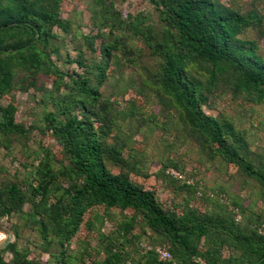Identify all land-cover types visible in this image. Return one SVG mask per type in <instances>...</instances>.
Segmentation results:
<instances>
[{
	"label": "trees",
	"instance_id": "1",
	"mask_svg": "<svg viewBox=\"0 0 264 264\" xmlns=\"http://www.w3.org/2000/svg\"><path fill=\"white\" fill-rule=\"evenodd\" d=\"M106 1L95 0L100 20L96 23L99 11H94L97 32L88 42L94 50V39H101L99 59L86 65L79 55L75 63L83 72L67 76L65 83L50 56L59 59L52 43L53 29L69 32L67 21L60 17L61 0H0V98L11 89L41 90L39 76L60 78L53 86L56 91L62 86L65 93L48 98L53 110L43 119L68 162L53 169L45 156L28 172L30 179H25L23 188L18 182L0 187V218L15 213L28 221L41 240V252L49 256L48 264H264V237L256 229L259 221L256 227L252 222L239 225L229 213L167 209L153 191L130 180L128 173L134 165L119 174L107 168V161L119 166L128 163L122 157L127 143L118 136L121 130L112 103L99 92L116 52L125 49L123 40L114 34L120 21L107 18L113 5ZM145 1L157 13L160 32L142 25L140 16L129 18L132 32L159 58L158 70L147 78L158 102L176 113L188 137L206 156H220L232 164L255 180L264 196V162L255 165L248 158L244 134L229 121L208 116L201 109L208 102L206 95L219 87L264 105V58L258 42L243 37L251 29L264 38V14L255 6L241 13L223 0ZM104 28H108L106 34ZM124 100L133 101L131 97ZM14 114L12 102L0 105V143L7 150L13 137H25L32 130L15 123ZM110 136L111 144L106 141ZM172 168L181 173L175 164ZM182 187L193 190L185 184ZM197 199L213 198L200 194ZM25 204L30 206L28 213L22 211ZM97 207L104 212L95 227L97 215L84 218ZM112 210L139 215L140 233H133L134 215L124 216L105 232ZM82 226L97 236L96 261L90 253L70 251ZM146 232L153 240L147 244H165L172 262H159L151 252L139 250L140 235ZM14 234L19 236L17 231ZM4 251L11 258L6 262L0 253V264H35L28 258L29 251L16 242H8Z\"/></svg>",
	"mask_w": 264,
	"mask_h": 264
},
{
	"label": "rangeland",
	"instance_id": "2",
	"mask_svg": "<svg viewBox=\"0 0 264 264\" xmlns=\"http://www.w3.org/2000/svg\"><path fill=\"white\" fill-rule=\"evenodd\" d=\"M109 2L113 9L109 13L111 16L107 18L120 21L114 34L123 40L125 49L116 52L99 92L102 99L112 103L111 109L121 130L118 136L127 143L122 157L128 164L119 166L107 161V168L111 173L119 174L127 172L129 164L134 165V170L130 168L128 173L130 180L153 191L158 201L165 204L167 209L173 206L177 212H182L184 208L197 209L201 214L224 212L233 218L238 214L239 225L252 222L256 227V221L264 223V196L261 186L220 156H206L188 137L176 113L164 109L158 102L154 89L148 85L147 78L158 70L159 58L152 56L143 38L132 32L130 18L140 16L142 25L152 27L158 34L162 25L158 21L157 13L145 0H107L105 4ZM223 3L231 5L241 13H246L255 6L264 14V0H223ZM94 11H99L96 22L99 23L100 6L95 0H61L60 17L67 21L69 32L53 29L56 38L52 43L57 49L59 59L56 60L53 54L50 56L57 70L63 74L62 80L54 74L49 77L39 76V85L43 87L41 90L11 89L0 98L2 107L13 103L15 123L25 129L32 128L25 137H13L8 150L0 143L1 188L17 182L23 188L25 179H30L28 172L34 170L45 156L53 169H57L59 165L68 166L60 145L45 129L43 117L45 113L53 110L48 98L65 93L62 86L59 91L55 90L54 81L58 84L60 80L67 83V76L74 77L83 72L75 59L82 55L86 65L99 59L101 39H94V50L89 48L88 43L97 32L92 18ZM107 30L108 28H104L102 33L106 34ZM243 37L256 40L259 53L264 58V38L259 31L247 30ZM206 96L208 102L201 107L202 111L208 116L229 121L236 130L244 134L248 142V158L255 165L258 161L264 162V105L250 103L222 87ZM127 97H131L133 101L124 100ZM113 140L110 136L106 141L111 144ZM173 164L180 170L183 179L176 180L166 175V170L171 169ZM183 184L193 187L192 192L182 187ZM200 194L205 197L210 195L213 199L198 201ZM220 195H224L226 201H221L218 198ZM235 209L238 210L236 213L233 212ZM22 211L28 213L29 204L23 205ZM103 212L102 208L97 207L87 213L84 220L97 215L99 219L94 222L97 227ZM124 216L134 217L137 225L133 233L139 234L140 217L130 210L124 214L112 210L109 217H106L104 231L109 232L116 227ZM258 228L259 226L256 229ZM15 231L18 232V237L15 236ZM0 233L3 235L0 238V253L6 262L11 256L4 251V247L8 242H16L29 251L28 258L35 261V264H48L49 256L41 252V240L36 230L18 214L12 213L0 218ZM149 236V232L141 234L139 241L152 243ZM98 245L97 236L82 226L69 248L72 254L90 253L91 259L96 261L99 258L96 254ZM53 250L54 247L51 248Z\"/></svg>",
	"mask_w": 264,
	"mask_h": 264
},
{
	"label": "built area",
	"instance_id": "3",
	"mask_svg": "<svg viewBox=\"0 0 264 264\" xmlns=\"http://www.w3.org/2000/svg\"><path fill=\"white\" fill-rule=\"evenodd\" d=\"M165 173H166V175L171 176L172 178H174L176 180L183 179V176L181 175V173H179L175 169H172V168L167 169ZM218 198L221 199V201H226V197L224 195H220V196H218ZM237 211L238 210L235 209V211H233V212L236 213ZM235 215H236V217L234 218V220H235V222H238L240 220V217L238 216V214H235ZM257 232L261 236L264 237V224L259 225ZM139 250L143 253H150L151 252L152 254H154V256L157 258V260L159 262H162V263L172 262V255L169 252V250L167 249L165 244L151 246L147 243H140L139 244Z\"/></svg>",
	"mask_w": 264,
	"mask_h": 264
},
{
	"label": "bare ground",
	"instance_id": "4",
	"mask_svg": "<svg viewBox=\"0 0 264 264\" xmlns=\"http://www.w3.org/2000/svg\"><path fill=\"white\" fill-rule=\"evenodd\" d=\"M3 235L0 233V238L2 237Z\"/></svg>",
	"mask_w": 264,
	"mask_h": 264
}]
</instances>
